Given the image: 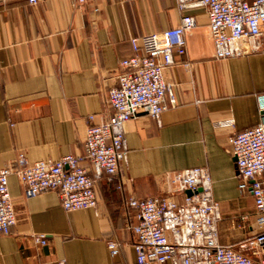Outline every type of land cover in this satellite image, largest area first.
<instances>
[{
  "label": "crops",
  "instance_id": "crops-1",
  "mask_svg": "<svg viewBox=\"0 0 264 264\" xmlns=\"http://www.w3.org/2000/svg\"><path fill=\"white\" fill-rule=\"evenodd\" d=\"M185 13L197 20L188 52L165 70L176 104L160 120L141 111L126 123L128 162L113 180H97L95 207L67 211L55 190L26 198L11 174L16 223L0 234V264H136L137 211L126 200L182 201L171 175L195 166L210 171L222 244L238 248L264 229L230 142L261 121L264 49L217 58L205 8L181 11L177 0L0 1V168L20 152L31 161L81 154L87 127L112 112L108 93L134 52L130 38L176 26ZM108 239L119 244L115 256Z\"/></svg>",
  "mask_w": 264,
  "mask_h": 264
},
{
  "label": "built area",
  "instance_id": "built-area-1",
  "mask_svg": "<svg viewBox=\"0 0 264 264\" xmlns=\"http://www.w3.org/2000/svg\"><path fill=\"white\" fill-rule=\"evenodd\" d=\"M177 5L181 11L205 8L217 58L264 49V0H177ZM196 25V17L185 13L176 26L130 38L134 52L120 61L117 83L108 93L112 112L87 127L81 154L31 161L20 152L0 168V234L9 233L16 223L9 189L11 174L19 177L26 198L55 190L67 211L98 204L97 180L104 174L113 180L128 162L126 123L141 111L160 120L162 113L176 104L165 70L175 62V54L188 52L186 33ZM257 101L260 123L234 132L230 142L239 186L253 194L258 222L264 227V92L258 93ZM171 182L184 193L182 201L171 196L126 200L137 211L138 221L132 226L136 264H264V229L238 248L220 242V202L213 196L207 167L174 171ZM33 238L47 242L43 233H34ZM107 245L113 256L118 254L115 239H108Z\"/></svg>",
  "mask_w": 264,
  "mask_h": 264
}]
</instances>
